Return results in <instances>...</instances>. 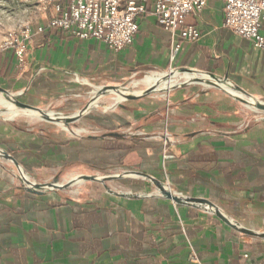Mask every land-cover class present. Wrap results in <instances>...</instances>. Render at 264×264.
Segmentation results:
<instances>
[{"label": "crops", "instance_id": "crops-1", "mask_svg": "<svg viewBox=\"0 0 264 264\" xmlns=\"http://www.w3.org/2000/svg\"><path fill=\"white\" fill-rule=\"evenodd\" d=\"M154 1L138 19L133 44L120 52L60 30L35 33L23 71L15 55L6 54L7 90L43 108L88 83L109 85L143 71L187 68L228 77L264 99V50L224 26V0H209L202 13L188 17L199 33L192 43L173 39L157 22ZM158 94L130 101L117 114L111 132L127 137L46 140L44 146L27 137L20 155L26 168L49 162L139 171L178 194L207 199L244 228L264 233V120H251L212 88ZM7 168L0 163V264H264L263 239L243 235L207 211L177 206L148 181L129 179L125 192L139 195L129 198L97 189L75 197L63 191L37 196L21 189Z\"/></svg>", "mask_w": 264, "mask_h": 264}, {"label": "rangeland", "instance_id": "rangeland-1", "mask_svg": "<svg viewBox=\"0 0 264 264\" xmlns=\"http://www.w3.org/2000/svg\"><path fill=\"white\" fill-rule=\"evenodd\" d=\"M53 14L52 3L50 0H0V86L7 89V84L5 82V73L7 68L6 54L13 53L14 49L9 43L14 42L17 38L22 40V36L30 31L34 30L36 25L40 22H46L49 20ZM15 55V54H14ZM172 70L159 71L169 76L173 75ZM158 71H143V73H137L127 77L125 80L120 82L112 83L109 85L124 87L130 86L132 82L136 80H143V78L150 73H159ZM183 74V73H180ZM103 83H88L83 86V88L71 94L64 99H59L57 102L49 104L40 109H46L49 112L63 113L67 116H76L81 113L83 109L90 101L93 96L88 94L93 91L94 88L109 86ZM198 90H208L202 88V86L194 85ZM147 87L145 85L132 88L131 92L142 93ZM96 94V93H95ZM150 98H160V94H154ZM22 102L25 101L22 99ZM101 104L87 116L83 117L76 124L71 125V132L65 131L62 127L54 123H49L45 119H39L33 115H24L20 113H8L4 117H0V149L7 151L10 155L12 154L18 162L22 165L25 170L27 177L30 179L44 184L45 182H52L58 180L60 184L67 183L71 179L76 178V176L84 175H99V176H112L114 174H122L124 170L118 168L112 169H90L83 165L78 166H54L52 163L47 162L45 165H40L41 167H32V169L26 168L25 162L23 161L24 150L22 148V143L27 137L36 138L41 142L49 140V142L54 141L61 143L67 141L68 139L82 140L87 139L90 136H102L111 133V127L117 129V114H121L124 109H117L121 99L117 97L116 94H110L105 96L100 101ZM129 103V102H127ZM125 103V107L127 105ZM11 105V106H10ZM239 105V104H238ZM244 113L248 114L251 120H256L260 115L254 114L249 111L245 105H239ZM9 108H14L13 105L7 102L5 99L0 98V110H9ZM247 109V110H246ZM258 119V118H257ZM264 120V117L260 118ZM124 132H127V128H123ZM79 135H76L78 131ZM131 131V130H130ZM42 145V144H41ZM44 146V145H42ZM22 158V159H21ZM0 163H3L9 172L13 174L14 179H16L17 184L22 187V183L17 178V168L13 163L6 162L0 159ZM111 189L125 192L129 189L128 180L123 181H112L107 184ZM154 186V185H153ZM155 187V186H154ZM106 192L104 186L100 183H84L71 190L63 191L69 196H79L86 191H96Z\"/></svg>", "mask_w": 264, "mask_h": 264}, {"label": "built area", "instance_id": "built-area-1", "mask_svg": "<svg viewBox=\"0 0 264 264\" xmlns=\"http://www.w3.org/2000/svg\"><path fill=\"white\" fill-rule=\"evenodd\" d=\"M53 14L45 25L30 30L9 43L14 49L17 67L28 66V44L33 35L60 30L80 40L105 43L120 52L133 44L139 32L138 19L149 12V0H50ZM209 0H155L153 15L171 34L185 42H196L199 33L187 23L191 14H200ZM224 26L239 37L250 40L264 50V0H224ZM180 46L177 45L173 56Z\"/></svg>", "mask_w": 264, "mask_h": 264}, {"label": "water", "instance_id": "water-1", "mask_svg": "<svg viewBox=\"0 0 264 264\" xmlns=\"http://www.w3.org/2000/svg\"><path fill=\"white\" fill-rule=\"evenodd\" d=\"M176 73H183L189 74L193 78L189 81L177 84L176 86L168 89L162 90V93H172L177 91V89L185 88L193 85H206V89H216L222 92L225 96H229L232 98L237 104L245 105L249 107L251 112L257 115L264 114V99H257L256 97L252 96L249 92L245 89H241L235 83H233L228 77L227 78H220L214 74H208L197 70H191L187 68H176L173 71V75ZM101 94L98 96L96 95L93 99L82 109L81 113L77 114L76 116H67L63 113H55L53 115L52 112L47 111L46 109H40L35 107L29 103L22 102L23 93H15L13 91H8L7 89L0 86V94L4 96L7 102H10L17 110L21 111H30L34 112L39 118L45 119L49 123H64L66 126L74 125L78 121H80L83 117L90 114L93 109H91V105L93 102L102 99L105 96H109L110 94H116L117 96H121L124 100L123 102L119 103L117 109H125V103L130 101H139L143 100V98L150 97L154 94H158L154 88H147L142 93H134L131 91H126L124 87L118 86H104L101 87ZM233 89L235 93L231 92L230 89ZM126 133H119V132H111L102 136H90V139H104V138H123L127 137ZM0 159L5 160L6 162L13 163L17 168L18 174L17 178L22 183L21 189H23L28 194L31 193L37 196H43L47 192H57V191H67L71 190L74 187H77L84 183H100L104 186L107 193L110 195L120 196L122 198H129V197H136L139 195L134 194L133 192L129 193H122L117 192L111 189L107 184L111 183L112 181H123L129 179H136V180H143L148 181L153 184L156 188V194L160 197H164L165 199L173 201L177 206L183 205L188 206L194 209H201L207 211L213 215H216L223 223H225L230 228L234 229L235 231L246 235L252 236L255 238L263 239L264 240V233L253 231L251 229L244 228L240 223L237 221L230 219L226 213L222 210L221 207L213 204L207 199L203 198H190L184 196L183 194H178L177 192L173 191L167 182H162L155 178L152 175L144 174L139 171L129 170L124 171L122 174H114L112 176H91V175H78L76 178L71 179L68 183L60 184L58 180H54L52 182H45L44 184L38 183L29 177H27L24 168L17 161V159L7 151L0 149Z\"/></svg>", "mask_w": 264, "mask_h": 264}, {"label": "bare ground", "instance_id": "bare-ground-1", "mask_svg": "<svg viewBox=\"0 0 264 264\" xmlns=\"http://www.w3.org/2000/svg\"><path fill=\"white\" fill-rule=\"evenodd\" d=\"M180 83H183L181 81H173L171 78L169 77H166V76H155V75H147L143 78V80H136L134 82H132V84L130 86H127L126 89H125V92L126 91H131L132 88H136L138 86H143V85H151V86H155V87H158L160 85H163V86H169V87H174L176 86L177 84H180ZM101 87L99 88H94L92 92H90L88 95L89 96H93L95 97L96 95H100L101 93ZM230 89V88H228ZM231 92L235 93V91L233 89H230ZM96 93V94H95ZM121 99V102H123V98L121 96H117ZM0 98H4L3 95L0 94ZM6 100V99H5ZM92 100V99H91ZM7 101V100H6ZM101 99L93 102V104L91 105V109L93 108H97L99 106ZM9 103V102H8ZM11 106V105H10ZM14 107V106H13ZM249 111H251L252 109H250L249 107L245 106ZM246 109V110H247ZM82 111V109H81ZM8 113H20V114H28V115H33V116H36L37 118H39L34 112H30V111H21V110H17L15 107L14 108H9V110H0V117H4L5 114H8ZM53 115H56L54 112H52ZM262 116L264 117V114H261L259 117H257L258 119L262 118ZM41 119V118H39ZM56 125H58L59 127H62L65 131L68 132H71V125L70 126H66L64 125V123H54ZM79 132H77L76 135H79ZM68 183V182H67Z\"/></svg>", "mask_w": 264, "mask_h": 264}]
</instances>
